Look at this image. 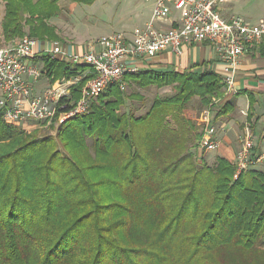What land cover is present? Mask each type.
<instances>
[{
  "label": "trees",
  "instance_id": "1",
  "mask_svg": "<svg viewBox=\"0 0 264 264\" xmlns=\"http://www.w3.org/2000/svg\"><path fill=\"white\" fill-rule=\"evenodd\" d=\"M59 1L0 0L3 41L26 29L59 41L50 24ZM37 59L50 84L87 70ZM89 78L72 86L73 101ZM122 82L173 94L136 116L121 111L132 94L111 85L55 136L24 133L0 114V264H264V167L234 178V163L198 158L203 127L190 103L222 99L221 77L144 70ZM215 109L218 118L233 107Z\"/></svg>",
  "mask_w": 264,
  "mask_h": 264
},
{
  "label": "built area",
  "instance_id": "2",
  "mask_svg": "<svg viewBox=\"0 0 264 264\" xmlns=\"http://www.w3.org/2000/svg\"><path fill=\"white\" fill-rule=\"evenodd\" d=\"M152 4L151 17L142 28H135L131 36L113 33L103 36L87 46L82 53H74L59 43L37 42L23 38L19 42L0 48V114L9 124L35 122L49 126L85 113L90 102L109 86L120 84L125 74L142 70L143 64L159 53L170 51L180 55L183 45L207 43L215 48L222 79L221 103L239 94L236 87L237 66L251 48L264 45V21L246 22L240 16L225 19L217 6L228 0H143ZM177 12V27L164 29L158 23L168 21ZM47 57L70 66L86 67L82 76L60 80L36 93L28 81L42 76L34 60ZM85 76H90L78 100L71 98V88ZM120 88L123 86L120 84ZM213 111H202L199 124L203 127L198 147L205 153L218 147L216 131L212 125ZM252 134L246 129L241 148L235 158L234 178L259 160L251 158Z\"/></svg>",
  "mask_w": 264,
  "mask_h": 264
},
{
  "label": "crops",
  "instance_id": "3",
  "mask_svg": "<svg viewBox=\"0 0 264 264\" xmlns=\"http://www.w3.org/2000/svg\"><path fill=\"white\" fill-rule=\"evenodd\" d=\"M125 5L127 13L123 14V18L115 25L108 26L109 31L111 30L110 34L122 33L130 37L135 28H142L150 20L151 3H148V6L137 0H127ZM144 6L146 7L144 8ZM220 8L221 16L226 19L236 15L251 24L264 21V0H228L221 4ZM172 13L168 21L160 22L158 26L164 29L177 27L179 15L177 12ZM114 28L119 31H113ZM78 41L81 40L71 36L61 44L74 53H82L89 45L86 46ZM34 63L42 71V76L37 81H28L36 93L41 92L46 86L60 81L57 79L50 84L43 72L42 62L35 59ZM219 68L220 64L215 48L207 43H199L183 45L181 54L177 56L170 51L161 52L143 64L141 71L199 73L209 69L218 74ZM235 80L239 94L223 100L231 103L232 111L226 116L218 118H214L216 113L213 111L212 125L215 128L218 141L214 157L224 158L234 163L241 148L243 133L248 129L252 134L253 146L250 155L253 160H259L254 168L260 170L264 167V45L253 47L242 56L237 66Z\"/></svg>",
  "mask_w": 264,
  "mask_h": 264
},
{
  "label": "rangeland",
  "instance_id": "4",
  "mask_svg": "<svg viewBox=\"0 0 264 264\" xmlns=\"http://www.w3.org/2000/svg\"><path fill=\"white\" fill-rule=\"evenodd\" d=\"M123 1V2H122ZM144 3L141 0H137ZM127 0H95L92 5H74L69 0H60L59 1V16L50 21L52 26L56 27L57 34L59 36V41H53L48 39H39L32 37L28 34V29H26L25 35L21 38H32L37 42H49V43H64L66 39H69L71 36L79 39V43H84L87 45L93 44L97 41L98 38L103 36H108L111 33L108 26L115 25L123 18V14L127 13ZM149 6V5H148ZM146 6H144L145 8ZM221 4L217 6L218 12H221ZM221 14V13H220ZM3 15V6L0 7V16ZM225 18V17H223ZM226 19V18H225ZM113 31L118 32L116 28ZM21 39L15 41L19 42ZM14 43H6L3 41V37L0 35V48L11 46ZM45 80V78H42ZM123 92L126 94H132V97L126 101V105L121 109L122 112H130L136 116L144 114L150 107L152 101L156 97L164 98L166 96L172 95L173 91L171 88L166 87L162 89H157L155 87L148 88H138L135 85L125 84L121 82ZM222 92V90H221ZM219 99V98H216ZM215 99V100H216ZM213 100L211 103H213ZM219 104V103H217ZM216 104H212L210 107L212 111L216 112ZM190 110L188 112L189 116L199 124V119L202 111L205 109L198 103L197 99H194L190 103ZM14 126L19 131L24 133H36L39 137L43 136H55L58 127L60 124L53 123L49 126L47 124L42 125L35 122H28L24 124H10ZM90 144V140H88ZM198 158H202L207 164H213L215 157V151L205 153L198 147ZM201 161V160H200ZM198 160V162L200 163Z\"/></svg>",
  "mask_w": 264,
  "mask_h": 264
}]
</instances>
